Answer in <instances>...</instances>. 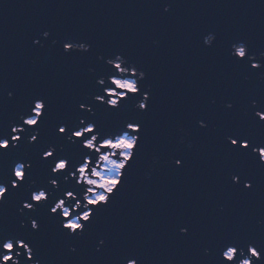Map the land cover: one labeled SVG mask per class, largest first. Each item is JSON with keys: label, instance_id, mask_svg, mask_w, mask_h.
Masks as SVG:
<instances>
[{"label": "water", "instance_id": "95a60500", "mask_svg": "<svg viewBox=\"0 0 264 264\" xmlns=\"http://www.w3.org/2000/svg\"><path fill=\"white\" fill-rule=\"evenodd\" d=\"M165 3L172 4L168 13ZM45 30L51 33L47 39L41 35ZM209 31L222 37L224 48L247 40L264 49V0H0V91L15 90L21 103L30 93L47 91L63 110L86 86V68L95 61L94 56L80 60L79 54L64 57L65 38L91 43L93 53H124L143 67L144 83L152 88L148 131L141 141L146 152L93 226L94 232L107 234L110 245L95 254L85 242L76 255L65 256L50 226L41 247L47 264H120L129 249L140 253L142 264H205L201 244L221 232L252 228L264 215V180L253 197L228 193L207 137H197L198 150L191 152L175 143L178 123L190 128L191 114L209 108L211 99L248 87L221 52L202 46ZM36 39L45 46L33 44ZM250 87L264 85L255 81ZM13 111L0 105V123ZM152 155L160 163L146 180ZM172 155L184 156L183 168L166 163ZM43 175L37 169V177ZM219 202L227 204L226 214L215 211ZM181 221L193 225L191 239L177 234ZM0 226L11 227L10 218Z\"/></svg>", "mask_w": 264, "mask_h": 264}, {"label": "snow or ice", "instance_id": "6c2138e0", "mask_svg": "<svg viewBox=\"0 0 264 264\" xmlns=\"http://www.w3.org/2000/svg\"><path fill=\"white\" fill-rule=\"evenodd\" d=\"M45 33L51 36L45 30L42 37ZM205 37H214L210 45ZM238 41L224 48L217 32L202 36V46L221 52L248 87L238 93L223 91L211 99L209 108L191 114L190 128L178 123L175 143L191 152L198 150L197 137H207L219 160L222 189L253 197L264 180V88L250 86L255 81L264 85V49H256L247 40H242L243 48H233ZM37 45L45 46L41 40ZM61 49L66 58L95 57L86 68V86L70 97L63 110L47 91L30 93L22 103L15 90L0 91V105L14 109L0 123V221L10 218L11 223V227L0 226V264H47L41 247L50 226L55 228L63 255H76L85 242L95 254L103 253L110 240L107 234L94 232L93 226L124 186L134 162L146 152L141 141L148 131L145 117L151 110L152 88L144 83L143 67L122 52L93 53L91 43L75 38H65ZM125 82L130 86L125 87ZM109 121L112 127L107 126ZM121 141L128 142V147L117 148ZM107 156L120 164L118 173L108 172L115 184L93 185V170L99 175ZM159 163L160 157L152 155L144 178ZM166 163L183 168L184 156L172 155ZM37 169L44 170L43 179L37 177ZM215 211L226 214L227 204L217 203ZM176 231L191 239L193 225L181 221ZM229 251H234L231 259ZM199 252L205 264H241L245 259L264 264V215L252 228L216 234L199 246ZM120 264H142L141 255L129 249L122 253Z\"/></svg>", "mask_w": 264, "mask_h": 264}, {"label": "clouds", "instance_id": "9594fccd", "mask_svg": "<svg viewBox=\"0 0 264 264\" xmlns=\"http://www.w3.org/2000/svg\"><path fill=\"white\" fill-rule=\"evenodd\" d=\"M172 8V4L171 3H165L163 5V12L164 13H168L170 11V9ZM44 39H47V34L45 33V35L43 36ZM212 39H214V37H212ZM212 39H209L208 37H205V43L206 44H211L212 42ZM40 42V39H36L33 41V44H37ZM57 43V40L53 39L52 40V44H56ZM153 43H158L157 41H153ZM43 47V45H42ZM72 47H76L75 45H72ZM82 47L86 50L87 49V45H82ZM236 47H240V48H243L244 45H243V41H238V44L237 45H233V48H236ZM253 63L256 64V65H259V61H256V60H253ZM141 76H143V74H141ZM124 86L125 87H129L130 85H128L126 82L124 83ZM117 148H120V149H123V148H127L128 147V142H125V141H121V143L119 145L116 146ZM114 155V153H113ZM122 157H123V153H121ZM107 163L106 165H102L101 166V173L99 175L96 174L95 172V169L93 170V175L92 177L90 178L91 179V183L93 185H99L101 187H108L109 185H114L115 184V177L113 176H109L108 175V172L110 170H114L118 173L119 171V167H120V164L115 161L112 156H107L105 157ZM158 157L154 156L153 157V160H157ZM151 176H152V173H145V179L146 180H150L151 179ZM97 199H100L99 196H97ZM259 223V221H258ZM75 227V225H74ZM228 258L231 259L234 255V251H229L228 252ZM168 264H173V262L170 260L168 262ZM241 264H251L250 260L248 259H245L243 261H241Z\"/></svg>", "mask_w": 264, "mask_h": 264}]
</instances>
